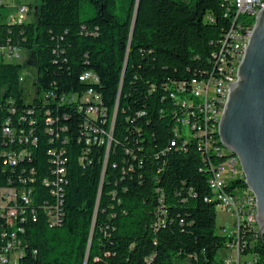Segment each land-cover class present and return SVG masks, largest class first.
<instances>
[{"label":"trees","instance_id":"1","mask_svg":"<svg viewBox=\"0 0 264 264\" xmlns=\"http://www.w3.org/2000/svg\"><path fill=\"white\" fill-rule=\"evenodd\" d=\"M35 8L36 20L0 23V44L9 37L35 51L38 96L92 88L109 111L100 125L109 130L116 109L117 118L105 165L106 146L98 145L87 162H79L85 117L73 105L53 110L67 126L53 143L44 132L45 117L38 116L40 142L28 166L39 177L48 175L49 151L66 150L65 216L54 228L42 215L29 223L20 264H224L217 254L228 236L217 232L218 201L204 146L195 141L183 148L179 142L163 151L174 138L172 112L178 107L166 85L212 69L213 53L233 24L226 1L40 0ZM21 69L0 64L3 101L13 99L19 112L43 108L40 97L26 102ZM87 70L98 83L80 80ZM64 112L71 117L63 119ZM35 186L39 203L51 200L47 188Z\"/></svg>","mask_w":264,"mask_h":264},{"label":"built area","instance_id":"2","mask_svg":"<svg viewBox=\"0 0 264 264\" xmlns=\"http://www.w3.org/2000/svg\"><path fill=\"white\" fill-rule=\"evenodd\" d=\"M13 1L0 0V23L20 26L31 22L33 3L17 2L13 13L6 16L2 14L1 9L4 6L12 8ZM225 1L228 10L234 14L233 18H236V29H228L220 39L218 49L213 53L212 69L201 78L173 81L166 85L170 93H176L179 107L172 112L174 138L163 152L171 151L179 142L181 147L186 148L195 141H205L208 168H217V177L214 179L218 189V205H221L232 222L230 231L222 226V235L228 236V240L222 248L225 254L221 259L224 264H264V234L261 238L257 199L248 186H245V192H241L244 187L237 181H245V175L242 166L232 160V152L227 148L226 151H219L214 145L216 124L223 117V114H219V104H227L230 93L228 82L234 83L238 79V70L253 32L248 31V24H255L256 16L264 8V0ZM7 39L0 44V64L22 65L20 52L24 47L18 39ZM227 41H235V52H227ZM25 79L26 75L20 72V83ZM36 79L37 76L34 78V99H26V102L33 103L36 97H40L43 108H24L20 112L15 108L13 99L3 101L4 89L0 85V264H20L28 247L23 236L30 222H37L42 215L48 226L54 228L63 223L65 216L66 187L69 183L67 158L64 157L66 150L54 148L49 151L51 166L48 175L39 177L36 167L28 166L40 142L37 134L38 116L45 117L44 132L51 136L50 143H53L55 139L61 138V132L67 130V126L61 125V117L54 116L53 110H61V104H70L74 111L84 115L83 133L78 140L84 141L86 145L83 155L79 157L82 164L88 161L93 146L98 145L106 146L107 165L114 141L117 109L109 130L101 126L100 123H107L109 111L103 106L97 91L91 88L79 94L58 93L52 89L38 96ZM80 80L96 84L99 77L94 71L87 70L80 76ZM53 105L58 108H45ZM70 117L66 112L62 114L63 119ZM67 141L65 137L63 143ZM219 153L228 154V161H220ZM38 182L48 189L50 201H37L35 184ZM160 202L163 203V199ZM248 254L253 255L252 260L244 259L243 256Z\"/></svg>","mask_w":264,"mask_h":264},{"label":"water","instance_id":"3","mask_svg":"<svg viewBox=\"0 0 264 264\" xmlns=\"http://www.w3.org/2000/svg\"><path fill=\"white\" fill-rule=\"evenodd\" d=\"M220 123L221 142L242 166L245 183L257 199L260 236L264 234V8L238 70ZM263 240V239H262Z\"/></svg>","mask_w":264,"mask_h":264},{"label":"rangeland","instance_id":"4","mask_svg":"<svg viewBox=\"0 0 264 264\" xmlns=\"http://www.w3.org/2000/svg\"><path fill=\"white\" fill-rule=\"evenodd\" d=\"M26 2V3H33V15L31 17V20H36L37 18V10L35 7H38L40 4V0H15L13 1V7L8 8L4 6L1 9V12L3 15H8L13 13L16 10V3L17 2ZM6 21V20H3ZM21 53V63H22V69L21 73H24L26 75V79L22 82L21 87L25 90V97L27 100H33L35 96L36 89H34V78L37 76V61H36V54L33 50H28L26 48H23ZM31 90V91H29ZM240 165V164H239ZM243 190L241 192H245V186H243ZM222 226L226 227L227 231H230L232 228V222L229 218V216L222 210L220 207L217 208V232L222 234L224 233ZM225 252L223 249L219 250L217 257L222 258L224 256ZM244 259L252 260L253 255L248 254L243 256Z\"/></svg>","mask_w":264,"mask_h":264},{"label":"bare ground","instance_id":"5","mask_svg":"<svg viewBox=\"0 0 264 264\" xmlns=\"http://www.w3.org/2000/svg\"><path fill=\"white\" fill-rule=\"evenodd\" d=\"M254 26H255V24H248V31H253ZM231 29H236V18H233V24H232ZM227 52H235V41H227ZM171 98L176 101V104L179 107V99H177L176 93H171ZM225 107H226V104H219V114H224ZM220 123L221 122H218V124H216L217 135H214V145H216V143H217L216 141L219 139V142H220L219 145L221 147L216 146L217 150L226 151V147H224V145L222 144L220 133H219ZM198 142H200L205 148V141H198ZM205 151L207 152V148H205ZM219 157H221L220 161H228V154L226 155L224 153H219ZM232 160L235 161V164H237V165L240 164L233 153H232ZM211 171H212V180H211L210 186H211L212 193L215 195V197L218 201V189H217V187H215L216 186V179H214L217 177V168H211ZM218 207L221 208V205H218Z\"/></svg>","mask_w":264,"mask_h":264}]
</instances>
